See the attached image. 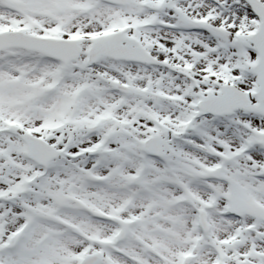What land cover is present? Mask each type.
Segmentation results:
<instances>
[{"label":"snow or ice","instance_id":"6c2138e0","mask_svg":"<svg viewBox=\"0 0 264 264\" xmlns=\"http://www.w3.org/2000/svg\"><path fill=\"white\" fill-rule=\"evenodd\" d=\"M0 264H264V0H0Z\"/></svg>","mask_w":264,"mask_h":264}]
</instances>
